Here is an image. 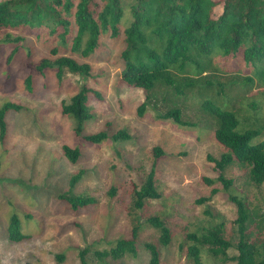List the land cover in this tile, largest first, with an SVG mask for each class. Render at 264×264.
<instances>
[{"label": "rangeland", "instance_id": "rangeland-1", "mask_svg": "<svg viewBox=\"0 0 264 264\" xmlns=\"http://www.w3.org/2000/svg\"><path fill=\"white\" fill-rule=\"evenodd\" d=\"M8 30L23 34L24 39L17 42L18 50L9 60L14 43L0 42V105L6 100L21 105L6 112L7 130L0 139V264H78L82 249L93 260V250L108 248L115 239L130 235L132 214L144 223L147 216L159 215L170 229L171 241L160 244L157 229L145 225L136 237L135 255H107V264H150L144 245L148 240L158 244V264H192L184 241L188 230L222 220L225 236L235 244L236 205L231 195L244 196L254 215L264 210V181L252 183L243 166L226 169L225 176L233 180L227 187L218 180H204L215 179L219 172L207 154L218 156L223 150L206 126L209 123L179 124L156 115L163 109L152 102L142 115L137 114L145 91L119 80L121 66L114 58L117 43L107 34L89 56L73 54L90 64L89 74L64 70L59 79L53 70H46L45 75L33 73L28 87L25 77L34 71L31 63L51 55L50 45L36 31ZM83 84L94 92H88L87 101L93 115L82 131L106 130L109 137L100 143L77 135L73 118L61 112V101H68ZM186 107L187 116L194 118L193 105ZM259 116L263 123L264 103ZM121 127L129 137L115 142L110 134ZM256 139H264V127ZM62 144L80 146L76 161L66 158ZM156 145L164 151L154 165L160 195L148 198L142 208H132V186L140 185L152 168ZM79 169L83 173L73 191L97 200L71 208L58 194L69 187L70 174ZM112 185L116 191L109 194ZM211 188L217 189L211 194ZM208 195L203 202L195 201ZM11 214L19 217L24 234L16 241L7 235ZM261 228L264 231L263 222ZM226 251L225 260L212 257L206 249L202 257L213 264H232L229 257L237 250L232 245Z\"/></svg>", "mask_w": 264, "mask_h": 264}, {"label": "trees", "instance_id": "trees-1", "mask_svg": "<svg viewBox=\"0 0 264 264\" xmlns=\"http://www.w3.org/2000/svg\"><path fill=\"white\" fill-rule=\"evenodd\" d=\"M8 28L36 31L50 45L51 55L31 63L34 71L25 77L28 87L33 73L45 75L46 70H53L59 79L64 70L89 74L90 64L73 54L89 56L107 34L117 43L114 58L121 66L119 80L145 91L138 115L152 102L163 109L156 114L160 117L187 125L209 123L206 126L223 150L218 156L207 154L219 171L215 179L204 177L207 183L218 180L229 186L233 180L225 176V171L233 164L243 166L252 183L264 181V139H256L264 127L259 116L264 103V0H0V42L14 43L7 60L18 50L17 42L24 39L23 34H13ZM89 91L94 92L83 84L68 101H61V112L73 118L77 135L100 143L109 137L106 130L82 131L93 115L87 104ZM187 100L191 102L185 104ZM189 105L196 110L194 118L186 114ZM20 106L11 100L0 105V139L7 130L6 112ZM110 135L115 142L129 137L124 127ZM62 149L70 161H76L80 154L79 145L62 144ZM152 152V168L140 185L132 186V208H142L148 198L160 195L154 165L164 151L156 145ZM82 173V169L71 173L69 187L58 194L71 208L97 200L91 194L73 191ZM216 189L211 188V194ZM115 191L112 185L109 194ZM209 198L201 196L195 201ZM230 200L236 205L235 244L225 236L222 220L188 230L184 241L192 264H213L203 259V249L225 260L226 249L232 245L237 250L229 257L232 264H264V210L255 213L257 221L244 196L231 195ZM144 221L132 214L128 237L115 239L108 248L93 250V260L87 258V250H80L78 264H107V255H135L136 237L145 225L157 229L160 244L171 241L170 229L159 215L151 214ZM7 235L15 241L24 235L15 214L7 220ZM144 245L150 264H158L157 242L148 240Z\"/></svg>", "mask_w": 264, "mask_h": 264}]
</instances>
